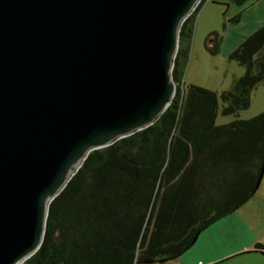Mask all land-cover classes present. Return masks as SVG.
Masks as SVG:
<instances>
[{
  "label": "water",
  "instance_id": "1",
  "mask_svg": "<svg viewBox=\"0 0 264 264\" xmlns=\"http://www.w3.org/2000/svg\"><path fill=\"white\" fill-rule=\"evenodd\" d=\"M198 2L0 0V264L39 249L50 202L89 152L165 111Z\"/></svg>",
  "mask_w": 264,
  "mask_h": 264
},
{
  "label": "trees",
  "instance_id": "2",
  "mask_svg": "<svg viewBox=\"0 0 264 264\" xmlns=\"http://www.w3.org/2000/svg\"><path fill=\"white\" fill-rule=\"evenodd\" d=\"M203 1L179 27L168 107L148 127L89 152L50 202L42 243L22 264L171 261L254 196L264 175V111L216 125L218 94L179 87ZM229 57L245 71L219 94L225 114L248 107L264 80V25ZM254 250L264 254V245Z\"/></svg>",
  "mask_w": 264,
  "mask_h": 264
},
{
  "label": "rangeland",
  "instance_id": "3",
  "mask_svg": "<svg viewBox=\"0 0 264 264\" xmlns=\"http://www.w3.org/2000/svg\"><path fill=\"white\" fill-rule=\"evenodd\" d=\"M263 25L264 0H246L241 4L231 0H204L200 5L194 20L182 83L206 88L218 94L216 125L235 119H248L264 111V80L251 89L249 106L235 113H223L224 103L219 96L222 91L230 89L245 71L243 65L229 57L230 53ZM209 40L212 42L209 43ZM215 42L217 51L213 53L211 49ZM258 191L261 194L256 193L258 196L254 195L239 210L231 213L232 216L226 219V223L222 222L226 229H244L243 240L235 248L253 241L254 245L264 244V184H259ZM258 261L260 259L257 256H236L218 264H257ZM175 262L174 259L156 264Z\"/></svg>",
  "mask_w": 264,
  "mask_h": 264
},
{
  "label": "crops",
  "instance_id": "4",
  "mask_svg": "<svg viewBox=\"0 0 264 264\" xmlns=\"http://www.w3.org/2000/svg\"><path fill=\"white\" fill-rule=\"evenodd\" d=\"M260 184H264V175L261 178ZM258 190L259 187L256 193L261 194ZM256 193L254 195L258 196ZM262 196H264V193H262ZM239 208L235 211L239 210ZM231 213L220 218L203 230L197 237L193 246L175 259V264H198V262L202 264H218L236 256H257L260 259L257 264H264V254L254 250V241L253 243L250 242L242 246L240 244V246L235 248L237 243L243 240L244 229L241 227H234L233 229H226L223 227L224 223L227 222L226 219L232 216ZM223 221L225 222L222 223Z\"/></svg>",
  "mask_w": 264,
  "mask_h": 264
},
{
  "label": "built area",
  "instance_id": "5",
  "mask_svg": "<svg viewBox=\"0 0 264 264\" xmlns=\"http://www.w3.org/2000/svg\"><path fill=\"white\" fill-rule=\"evenodd\" d=\"M199 1H200V0H199ZM198 3H199V2H198ZM197 5H198V4H197ZM197 5H196V6H197ZM196 6H195V7H196ZM183 86H184L183 83H181V84L179 85V87H180L182 90H183ZM198 264H202V263H201V262H198Z\"/></svg>",
  "mask_w": 264,
  "mask_h": 264
}]
</instances>
